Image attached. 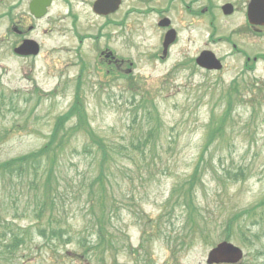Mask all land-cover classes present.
Returning <instances> with one entry per match:
<instances>
[{"label": "rangeland", "instance_id": "obj_1", "mask_svg": "<svg viewBox=\"0 0 264 264\" xmlns=\"http://www.w3.org/2000/svg\"><path fill=\"white\" fill-rule=\"evenodd\" d=\"M209 1L214 5L217 1L218 7L241 0ZM209 1L202 0L201 6ZM122 2L121 11L113 17L120 26L106 25L105 33L114 34L110 47L119 58L129 60L123 67L134 64L132 82L100 79L94 70L97 58L90 41L82 44L81 55L89 61V66L83 67L81 55L76 57L77 50L71 52L75 44L64 19L63 0H55L51 17L40 22L42 52L38 58L24 64L7 57L1 61L0 163L35 151L47 141L55 118L73 103L74 85L80 81L90 127L116 155L108 176L106 206L100 202V208L91 213L89 183L97 174L98 157L82 148L83 136L75 137L64 150L56 173L62 217L53 223L54 228L62 229L59 241L49 233L45 238L38 234L46 228L48 214L38 223L33 213L31 193L40 190L29 191L26 178L19 187L22 194L9 199V195H1L17 190L0 181V236L12 230L23 240L0 264H87L78 259L80 255L90 264H205L210 248L222 241L227 222L249 208L254 209L245 221L250 231L243 237L242 222H232V243L245 253L240 264H264V205L257 207L264 197V105L255 112L249 106L255 98L256 81L264 79V57L253 70L242 68L246 54L251 58L264 54V31L244 34L247 27L242 13L224 19L215 16L214 10L189 31L182 27V20L189 19L180 20L174 8L170 16L177 21L180 40L166 62H155L150 58L161 50V33L155 25L157 16L144 11L156 6L155 2ZM164 4L158 0V7ZM78 9L82 10L75 24L78 32L95 33L100 21L88 5ZM206 44L224 61L223 71L188 69L189 59H183L187 64L182 66L183 53L185 58L192 57ZM232 82L240 86V95L230 99L226 96ZM245 83L250 87L241 89ZM140 94L154 106L148 108L150 113L141 108ZM233 101L227 128L207 147L208 126L216 128L212 123L221 121L227 103ZM182 183L184 194L191 191L189 209L177 199ZM175 188L178 191L169 202ZM12 201L16 203L11 206ZM101 210L106 211L102 216ZM99 213L104 222L97 225L94 215ZM189 220L196 222L192 229L183 225ZM190 230L194 234L188 241ZM97 245L101 255L93 252Z\"/></svg>", "mask_w": 264, "mask_h": 264}, {"label": "trees", "instance_id": "obj_2", "mask_svg": "<svg viewBox=\"0 0 264 264\" xmlns=\"http://www.w3.org/2000/svg\"><path fill=\"white\" fill-rule=\"evenodd\" d=\"M255 86V94H253L255 98L250 99L249 101V106L254 112L259 109L258 107H260L261 104L264 105V80L257 81ZM237 94V89H230L226 98L232 99L233 97H236ZM231 103H234V101L227 103L228 109L226 108L224 117L221 119V121L217 119V123H212L213 125H215V127H217L213 128L212 125L211 127L208 126V145L216 136L223 133L228 118L227 112L231 111ZM54 121L55 124L52 127L53 129L47 136V141L39 149H36L35 151L27 153L23 156L0 163V181L3 182L4 187H6L7 185L10 190H14V192L17 190V193L15 192L1 195L2 197L9 195V199H14L15 196L22 194L19 192V187L20 185L24 184L26 178H28L26 181L27 187H30L29 191H36V189L40 190V192L31 193V196L35 199V201L32 202V205L36 209L35 216L37 219L42 220V216L46 212H48L50 217L47 220L48 230H41L39 232L41 235H43V237L46 236V233H49L51 236L56 237L59 241L63 235L60 231L62 229L59 226H56L54 228L53 223L58 222V220L62 217L58 211L59 202L57 201V199L59 197V193L56 191V189L57 187L59 188V186L56 180V173L59 165V160L64 154V150H66V147L75 137L83 136L84 144L82 148L85 151L89 150L95 157H98L97 174L89 183L91 192L90 194H88L90 197L88 205L90 209H92L91 213H94L93 210L96 211V209L100 208V202H102L103 208H105L106 206L105 201L107 197V188H109L108 176H110V166L111 163L115 161L116 154L115 152H113L112 148L105 143L104 139L99 136L92 127H90L91 125L88 120V114L85 110L82 99L79 96H75V101L68 109V111L63 113V115H59V118H55ZM70 122H72L71 125H69L70 127L64 129V124H69ZM39 171H41V174H39ZM194 173H197V169ZM30 175H32V178H30ZM177 191L178 189L175 188L172 194H170L171 196L168 199L169 202L173 201ZM184 192L185 187H180L177 199L180 200L181 206H187V208L189 209L190 207H192L193 203L191 199L192 195L190 194L191 191L190 193L187 192L185 194ZM25 195H27L26 197H28L29 194L25 193ZM182 195L184 196L181 200L180 196ZM9 203L12 206V204H15L16 202L12 201ZM261 203L262 204H259L258 207H263L264 199ZM4 210L5 208H3V211ZM104 212L106 211L101 210V216L104 215ZM100 213L98 216L94 215V221L97 223V225H100V222H104V216L103 221H100L99 219ZM53 218H56L57 220H53ZM192 219L194 218L192 217ZM192 222L195 223V221L193 220ZM55 229L56 231H54ZM227 230H230V232L232 231L231 223H229V225L227 226ZM10 233H12V241L9 246L7 245V249L9 251L11 249H14L17 245H19V243L23 242V240L20 239L17 234L11 232V230ZM102 237L103 236L101 229L100 235L98 237L99 240H101ZM143 241L144 238H142V242L139 243L140 246L138 248H140V250H142L144 247ZM102 246L105 249V246L103 244ZM93 250H97V248H94ZM78 259H80V261H83L81 255ZM100 261L104 262L102 259ZM83 262L86 263L85 261Z\"/></svg>", "mask_w": 264, "mask_h": 264}, {"label": "flooded vegetation", "instance_id": "obj_3", "mask_svg": "<svg viewBox=\"0 0 264 264\" xmlns=\"http://www.w3.org/2000/svg\"><path fill=\"white\" fill-rule=\"evenodd\" d=\"M66 2V13H65V20L67 21L69 25L70 32L72 33V40L75 44V47L72 48L71 52H74V50H77L76 56L81 55L82 50V44L84 42L90 41L93 46L92 50L93 52H96V58L98 65H101L102 67H107L108 71L107 74L112 73L114 75H120L122 72H125L126 70L123 68L124 61L120 60L117 53L113 51V49H110V40H114V34L110 31V33H105V26L109 25H115L118 26L119 24L115 21L116 19L113 18L114 16L118 15L119 11L116 12L113 15L104 17L93 14V17L100 21L99 25L95 28V33H89L88 30H80V33L78 32L76 25L79 23V14L81 15L82 10H79V5H88L90 8L91 14L92 12V6L95 0H90V2L87 3L86 0H63ZM180 9L178 14L182 17L188 18L190 20L189 25H195L200 21V18L202 14H207L211 12L212 10L215 11L216 14H219L221 11L222 5L220 4L218 7L214 5H210L209 3H205V7L202 10L201 6V0H178ZM155 2V5L149 6L150 10L149 14L156 15L159 19L164 18L165 11L167 9L165 8V4L158 7V0H150V3ZM162 2H166V0H162ZM232 3V7L234 8L235 12H240L243 10V5H245L244 0H241L237 2V4L226 1L223 4ZM33 4V9L31 8V5ZM209 8H206V7ZM39 8L35 6L34 0H0V25L3 26V33H0V62L2 59L6 58L15 62H19L21 64H24L25 62L32 61L36 57L30 56V50L34 49L35 44L40 47L41 41H40V22L43 19H47L50 16V13L46 15V18L40 19L38 17L39 15ZM49 10V9H48ZM112 16V17H111ZM53 19H56L57 17H52ZM113 18V19H112ZM86 26L88 27V22L86 23ZM252 32L259 33L260 31L264 30V27L261 28H251ZM166 30H159L161 33V43L162 39L166 33ZM39 34V35H38ZM107 41V42H106ZM177 42V37L175 42L171 45L174 46ZM30 44V48H26L21 53H15V49L19 48L23 45ZM29 47V46H27ZM41 50V47H40ZM195 53H200L199 51H196ZM194 53V54H195ZM196 54V55H197ZM163 51L157 53V58L162 60ZM196 55H193L192 57L185 58L184 53L182 54V59H189V64H192L194 62V58ZM83 56L81 55V58ZM168 58V55L162 60H166ZM188 61V60H187ZM130 71V70H129Z\"/></svg>", "mask_w": 264, "mask_h": 264}, {"label": "water", "instance_id": "obj_4", "mask_svg": "<svg viewBox=\"0 0 264 264\" xmlns=\"http://www.w3.org/2000/svg\"><path fill=\"white\" fill-rule=\"evenodd\" d=\"M121 0H98L94 5V10L99 14H108L114 12ZM42 7L47 6L48 3L44 0ZM248 19L251 24L264 25V0H251V3L248 5ZM225 14L231 13L230 6H225ZM160 26H167L165 22H161ZM173 31L167 33L164 50L168 45L173 42ZM34 55L37 54L36 49L32 52ZM197 60V64L207 70H220L221 65L218 60L215 59V56L210 52L201 53ZM242 256L240 250L228 243H221L216 248H214L208 255V264L214 263H235Z\"/></svg>", "mask_w": 264, "mask_h": 264}]
</instances>
